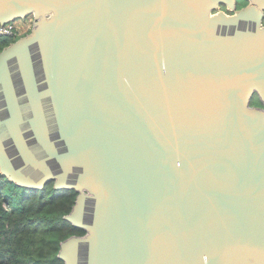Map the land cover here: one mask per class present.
Here are the masks:
<instances>
[{
    "label": "water",
    "instance_id": "obj_1",
    "mask_svg": "<svg viewBox=\"0 0 264 264\" xmlns=\"http://www.w3.org/2000/svg\"><path fill=\"white\" fill-rule=\"evenodd\" d=\"M243 1L0 0V24L34 18L0 50V174L77 191L64 264H264V0Z\"/></svg>",
    "mask_w": 264,
    "mask_h": 264
},
{
    "label": "trees",
    "instance_id": "obj_2",
    "mask_svg": "<svg viewBox=\"0 0 264 264\" xmlns=\"http://www.w3.org/2000/svg\"><path fill=\"white\" fill-rule=\"evenodd\" d=\"M13 40L0 34V50ZM76 195L74 189H55L52 181L26 189L0 174V264H64L57 256L60 242L85 233L64 218Z\"/></svg>",
    "mask_w": 264,
    "mask_h": 264
},
{
    "label": "flooded vegetation",
    "instance_id": "obj_3",
    "mask_svg": "<svg viewBox=\"0 0 264 264\" xmlns=\"http://www.w3.org/2000/svg\"><path fill=\"white\" fill-rule=\"evenodd\" d=\"M242 2H245V4L247 3L246 1H243V0H238V2H237V5L239 4V3H242ZM224 7V6H223ZM19 20H13V22H18ZM33 23H34V18H33V16L31 15L30 16V21L28 22V24L26 25V27H24V29H22V30H24L23 31V33L21 34V35H18L17 36V34L19 33V29L18 28H16V30H14L9 36H11L12 35V37L13 36H17L16 37V39L17 38H19L20 36H22V35H25V34H27V33H29L30 32V30H31V28H32V26H33ZM15 39V40H16ZM12 42V41H11ZM10 43V42H9ZM254 104H256V105H261V104H259V103H254ZM52 182H53V185H54V181L53 180H51ZM54 187V186H53ZM74 235V234H73ZM75 235H77V234H75ZM71 236V235H70Z\"/></svg>",
    "mask_w": 264,
    "mask_h": 264
},
{
    "label": "built area",
    "instance_id": "obj_4",
    "mask_svg": "<svg viewBox=\"0 0 264 264\" xmlns=\"http://www.w3.org/2000/svg\"><path fill=\"white\" fill-rule=\"evenodd\" d=\"M29 16H31V15H29ZM14 23L15 22H13V21H8V22H5L3 24H0V34L9 36L17 28L16 26H14Z\"/></svg>",
    "mask_w": 264,
    "mask_h": 264
},
{
    "label": "rangeland",
    "instance_id": "obj_5",
    "mask_svg": "<svg viewBox=\"0 0 264 264\" xmlns=\"http://www.w3.org/2000/svg\"><path fill=\"white\" fill-rule=\"evenodd\" d=\"M221 9L225 10L227 13H231L228 10H226L225 7H221ZM29 21H30V16H28L24 19H20L18 22L14 23V26H16L19 29V33L17 34V36L21 35L23 33L24 30H22V29H24V27H26V25L28 24ZM17 36H13L14 40L16 39ZM11 37H12V35H11Z\"/></svg>",
    "mask_w": 264,
    "mask_h": 264
},
{
    "label": "bare ground",
    "instance_id": "obj_6",
    "mask_svg": "<svg viewBox=\"0 0 264 264\" xmlns=\"http://www.w3.org/2000/svg\"><path fill=\"white\" fill-rule=\"evenodd\" d=\"M17 20H20V19H17Z\"/></svg>",
    "mask_w": 264,
    "mask_h": 264
}]
</instances>
